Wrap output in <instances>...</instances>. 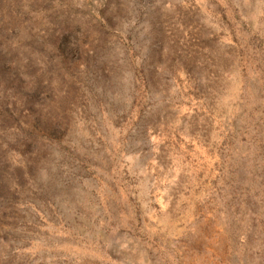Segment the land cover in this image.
<instances>
[{"label":"rangeland","instance_id":"374dc122","mask_svg":"<svg viewBox=\"0 0 264 264\" xmlns=\"http://www.w3.org/2000/svg\"><path fill=\"white\" fill-rule=\"evenodd\" d=\"M0 264H264V0H0Z\"/></svg>","mask_w":264,"mask_h":264}]
</instances>
